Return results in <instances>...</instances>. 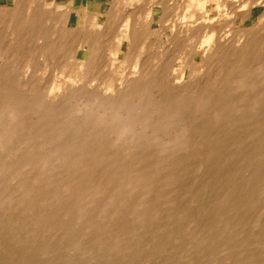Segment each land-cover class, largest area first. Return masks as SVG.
Wrapping results in <instances>:
<instances>
[{"label":"bare ground","instance_id":"bare-ground-1","mask_svg":"<svg viewBox=\"0 0 264 264\" xmlns=\"http://www.w3.org/2000/svg\"><path fill=\"white\" fill-rule=\"evenodd\" d=\"M28 4L0 5V32L35 14L37 53L68 60L55 38L73 31L78 61L146 63L48 99L3 74L0 264H264V0H116L80 29ZM166 39L178 49L158 61ZM192 44L193 81L177 60Z\"/></svg>","mask_w":264,"mask_h":264},{"label":"rangeland","instance_id":"rangeland-1","mask_svg":"<svg viewBox=\"0 0 264 264\" xmlns=\"http://www.w3.org/2000/svg\"><path fill=\"white\" fill-rule=\"evenodd\" d=\"M14 1L15 2H13V4L8 5V6H11V7L14 6L16 3V0H14ZM26 1H27V3L29 2L28 5H31L32 7H34V9L37 10V8H39L40 10L38 9V11H40V12L43 10V9H41V4H48V5L52 6V3L49 2L48 0H26ZM115 1L116 0H114V2ZM51 6L44 8V10L42 12L43 13V19L42 20H48V18H50L49 16L51 14H49V13H52V10L54 7V6H52V7ZM210 9L211 10L214 9V6H212V5L209 6L208 10H210ZM54 10H55V8H54ZM19 14H20V12H18L17 15L15 14L13 16L14 19H13V22H11V24L14 23L15 19H16V22H18V19L16 16L19 17ZM212 14L216 15V12L213 11ZM25 15H27V16H25V18L27 17V19H25L27 22L25 21L24 25L23 24L18 25V23H17L15 33L12 32V25L11 24L9 26L8 25L4 26V28H2V32H0V84H1L2 79H3L2 78L3 74L6 73L7 70L8 71L11 70L12 72L14 71L15 74L18 76V80L22 84L23 90H27L30 92H33L36 90V92H38V93L40 92L39 94H42L43 97L45 96L46 99H48L51 95L52 96H55V95L59 96L60 92L59 93L58 92L57 93L56 92L51 93V91H53V88H54L53 83L56 84L57 82L61 86H64L63 87L64 89H66L68 87V89L72 90V89H74V87H76V88H80V87L87 88L89 86L88 89H91L92 92H94V90H95V92L97 93L99 91L102 92L106 88V85L110 84L111 81L116 78V76H115V74H117L116 71H118L120 77H125L126 75L132 73L131 72L132 66L135 67V69L137 68V70H138L139 68H141V66H143L146 63V60L140 59V60L135 61V63L132 61V63H133L132 66H130L128 64L127 65H125V64L120 65V63H116L115 66H112L111 65L112 62L110 61V58H108L107 55L102 54L103 52L97 53L95 59L92 62L88 61L89 59H86L85 63L83 62V60L78 61L77 60L78 58L87 57L89 51L87 49L81 50L77 54L76 48L77 47L80 48V44H78V43L74 44V42H76L77 39L75 38V34H73L74 33L73 31L71 33L67 34L69 36L66 35L67 36L66 38L65 37L62 38V39L65 38L64 41H62V39L59 40L58 38H55V40L57 42V46L59 48H61L63 45L64 47H62V49H65V50L72 49V51H74V53L71 52L72 55L70 54L69 55L70 57L68 56V58H67L68 60L62 59L61 56L59 57V56L41 55V54L36 52L35 42L31 41L32 35L29 34V32H28L29 30L27 28L28 25H31L34 27L36 25L37 28L36 27L35 28L33 27V28L35 29V31L38 30V27H39L38 25L40 23L39 22L40 19L37 18L35 14H34V17H33V15H31V18L33 20L30 18V15L28 13H26ZM238 15H239V18L242 19L245 16V12H241ZM28 16H29V18H28ZM155 16H156V18L158 17L157 12H156ZM256 16H257L256 12H254L250 16L249 20H247L244 24L240 23L238 26L250 25L252 22H254ZM35 17L38 20H36ZM36 21L38 22V25L35 24V23H37ZM26 24H27V26H25ZM62 24H63V22H62ZM116 24L117 23L114 21L113 25H111L109 27L106 26V28H104V26H103V28H101V31L106 30V33L108 35L107 38L112 37L113 34L115 33ZM31 26H29V27L31 28ZM154 26L155 27L157 26L156 22L154 23ZM51 28L52 27H45V28H42V30L48 31V30H51ZM68 29H72V28L68 27ZM31 33H34V32H31ZM168 35H170V31L168 32ZM30 37H31V39H29ZM57 39L59 42L57 41ZM74 39H75V41H74ZM204 39L206 41V38H204ZM166 40H167V42L165 44H162L161 42L159 43V41H158L157 43H159V44L157 46V43H156L157 48L154 49L153 54H154L155 58H157L158 61L160 60L161 57L167 58V57H169V55H173L175 52V49H178L179 45H177V44L173 45V43H170L172 41H169L168 39H166ZM73 44L76 46H74ZM191 46L194 47L193 44L188 46V48H190V49H188V48L186 49V47H185L183 53L181 54V56L182 55H184V56L181 57L179 55V58L180 57L181 58L177 59V60H179V62L181 64L180 65L181 70H179V72L186 73L187 78H188V79L186 78L187 80H189L193 76L191 78L193 81V80H196V78H197L194 74H201L202 73L201 75H203L205 70L203 69L204 68V66H203L204 58H202V50H199L197 47L196 48L194 47V49H195L194 50ZM79 48H77V50H80ZM187 50H189V51H187ZM198 50H199V52H198ZM69 51H71V50H69ZM124 51H126L125 48L123 49L122 53L120 54V59H123ZM189 53H190V55H189ZM192 54H193V56H192ZM191 56H192V58H191ZM187 57H189V58H187ZM145 59H147V58L145 57ZM185 59H187V60H185ZM188 59H190V60H188ZM184 61H185V64L183 65ZM187 61L188 62L190 61V62L188 63ZM81 62L84 63L83 66L79 65V64H81ZM130 64H131V62H130ZM188 67H189L190 71L187 70ZM129 71H130V73H129ZM120 73H121V75H120ZM189 75H190V77H188ZM70 79H73V80L71 81ZM115 84H116L115 89H119L120 88L119 82H116ZM73 85H74V87H73ZM76 85H80V86H76ZM69 86H72V88ZM63 88L61 90V94L65 91ZM58 96H57V98H58ZM55 99H56V97H55ZM140 127L141 126H138V129L143 130V128H140ZM110 136L113 137L115 135H110ZM162 136L167 137L170 135H166V134L164 135L163 134Z\"/></svg>","mask_w":264,"mask_h":264},{"label":"crops","instance_id":"crops-1","mask_svg":"<svg viewBox=\"0 0 264 264\" xmlns=\"http://www.w3.org/2000/svg\"><path fill=\"white\" fill-rule=\"evenodd\" d=\"M54 5L56 11L64 12V24L70 28H85L88 25L89 16L96 15L98 19L106 17L108 9L114 0H48ZM14 0H0V5H11ZM69 12H66V11ZM107 12V13H106ZM93 13V14H92ZM87 22V23H85ZM86 24V25H85Z\"/></svg>","mask_w":264,"mask_h":264}]
</instances>
